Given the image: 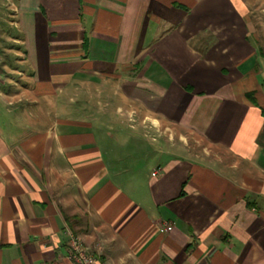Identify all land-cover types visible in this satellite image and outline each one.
I'll return each instance as SVG.
<instances>
[{
  "label": "crops",
  "instance_id": "1",
  "mask_svg": "<svg viewBox=\"0 0 264 264\" xmlns=\"http://www.w3.org/2000/svg\"><path fill=\"white\" fill-rule=\"evenodd\" d=\"M249 1L0 0V264H264Z\"/></svg>",
  "mask_w": 264,
  "mask_h": 264
},
{
  "label": "built area",
  "instance_id": "2",
  "mask_svg": "<svg viewBox=\"0 0 264 264\" xmlns=\"http://www.w3.org/2000/svg\"><path fill=\"white\" fill-rule=\"evenodd\" d=\"M168 229L169 227L166 226L165 230ZM67 257L74 264H101L99 257L95 253L87 250L79 238L72 233H69Z\"/></svg>",
  "mask_w": 264,
  "mask_h": 264
},
{
  "label": "rangeland",
  "instance_id": "3",
  "mask_svg": "<svg viewBox=\"0 0 264 264\" xmlns=\"http://www.w3.org/2000/svg\"><path fill=\"white\" fill-rule=\"evenodd\" d=\"M253 1H257V0H250L249 3H253ZM10 19V18H9ZM3 28V27H2ZM0 33L2 35V40H0V50H12L11 53L15 50H18L15 45L17 43L13 42V35L17 34V28H15L13 25L9 26V27H4L3 29H0ZM10 53V54H11ZM13 55V54H11ZM4 60L9 61V63L11 64H15L16 60H13V58H7Z\"/></svg>",
  "mask_w": 264,
  "mask_h": 264
}]
</instances>
